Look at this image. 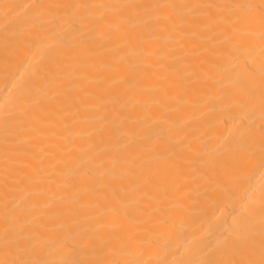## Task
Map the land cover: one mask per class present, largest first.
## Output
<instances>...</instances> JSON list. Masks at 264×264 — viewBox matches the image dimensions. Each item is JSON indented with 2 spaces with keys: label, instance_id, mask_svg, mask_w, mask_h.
<instances>
[{
  "label": "bare ground",
  "instance_id": "obj_1",
  "mask_svg": "<svg viewBox=\"0 0 264 264\" xmlns=\"http://www.w3.org/2000/svg\"><path fill=\"white\" fill-rule=\"evenodd\" d=\"M0 264H264V0H0Z\"/></svg>",
  "mask_w": 264,
  "mask_h": 264
}]
</instances>
